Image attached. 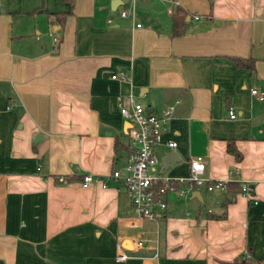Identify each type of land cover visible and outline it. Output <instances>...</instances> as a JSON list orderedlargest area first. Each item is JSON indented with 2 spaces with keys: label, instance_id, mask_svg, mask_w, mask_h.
<instances>
[{
  "label": "crops",
  "instance_id": "crops-1",
  "mask_svg": "<svg viewBox=\"0 0 264 264\" xmlns=\"http://www.w3.org/2000/svg\"><path fill=\"white\" fill-rule=\"evenodd\" d=\"M146 1L0 0V264L264 258V0ZM177 4L189 15L173 35ZM119 69L128 77L113 78ZM130 95L156 113L180 99L158 146L164 174L187 175L203 155L206 175L248 180L254 200L202 186L140 217L110 174L136 145L118 103ZM173 149L180 159L163 167ZM87 172L107 184L82 185Z\"/></svg>",
  "mask_w": 264,
  "mask_h": 264
},
{
  "label": "built area",
  "instance_id": "built-area-1",
  "mask_svg": "<svg viewBox=\"0 0 264 264\" xmlns=\"http://www.w3.org/2000/svg\"><path fill=\"white\" fill-rule=\"evenodd\" d=\"M121 13L122 15L127 14L128 9H122ZM51 33L55 45H58L61 39L60 35L53 31ZM111 76L113 78L128 77L124 69L113 71ZM252 92L259 97L262 95L256 87L252 89ZM130 101L131 103L127 105L120 97L118 103L121 113L130 121L128 133L136 145L131 151L125 168H113L110 174L123 181L140 217L155 219L160 209L167 208L170 191L185 194L202 186L207 189L227 191L228 181L233 178L221 179L206 175V161L203 155H193L190 158L187 175L170 176L162 172L158 146L163 141V134L169 126V120L173 116L180 99L167 103L160 113L154 112L149 108V105L143 102L135 101L132 95H130ZM228 112L230 117L237 115L233 105L228 106ZM167 143L170 146L177 145L176 140H168ZM58 180L67 181V177L60 174ZM95 180L101 181L103 185L107 184L102 174L92 172L85 173L81 183L88 185ZM240 184V191L247 196L249 201L254 200L252 183L240 179ZM136 243L142 245L143 238H137ZM128 256L126 250L122 247L118 248V259H126Z\"/></svg>",
  "mask_w": 264,
  "mask_h": 264
},
{
  "label": "trees",
  "instance_id": "trees-1",
  "mask_svg": "<svg viewBox=\"0 0 264 264\" xmlns=\"http://www.w3.org/2000/svg\"><path fill=\"white\" fill-rule=\"evenodd\" d=\"M71 5L74 4V0H69ZM66 12H61L60 15H65ZM189 15V12L180 4H177L175 11L173 12V22H172V34L173 35H180L185 32L186 29V24H187V16ZM238 60L240 59L239 57H236ZM120 143L118 140L116 141V146L118 147ZM228 149L235 153L238 157H241V151L237 148L236 144L230 140L228 142ZM131 151V150H130ZM68 179V178H67ZM240 180H234L231 179L228 181V189L226 193L228 194L229 192H232L233 194L235 191H240ZM228 196V195H226ZM220 214H216V216H219ZM243 256L241 257V259ZM239 259V257L236 258V260ZM244 262L246 264H252L253 262L255 264H264V258H256L253 259L251 256H244Z\"/></svg>",
  "mask_w": 264,
  "mask_h": 264
},
{
  "label": "water",
  "instance_id": "water-1",
  "mask_svg": "<svg viewBox=\"0 0 264 264\" xmlns=\"http://www.w3.org/2000/svg\"><path fill=\"white\" fill-rule=\"evenodd\" d=\"M117 1H119V0H113V4L117 3ZM147 3L148 2L146 0H138L139 6L146 7ZM39 137H40V135L37 134L36 140H38ZM179 159H180V155H179L178 151H176L174 149L170 150V151L166 152L162 157L163 167H166L171 161H176ZM197 195L200 196L199 191L197 192Z\"/></svg>",
  "mask_w": 264,
  "mask_h": 264
},
{
  "label": "rangeland",
  "instance_id": "rangeland-1",
  "mask_svg": "<svg viewBox=\"0 0 264 264\" xmlns=\"http://www.w3.org/2000/svg\"><path fill=\"white\" fill-rule=\"evenodd\" d=\"M168 170H169V169H168V168H166L164 172H167Z\"/></svg>",
  "mask_w": 264,
  "mask_h": 264
}]
</instances>
